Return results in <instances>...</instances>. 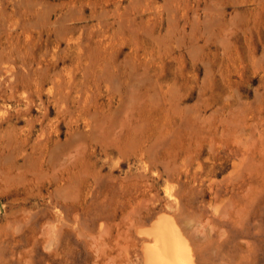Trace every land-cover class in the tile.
Instances as JSON below:
<instances>
[{
	"label": "rangeland",
	"instance_id": "374dc122",
	"mask_svg": "<svg viewBox=\"0 0 264 264\" xmlns=\"http://www.w3.org/2000/svg\"><path fill=\"white\" fill-rule=\"evenodd\" d=\"M163 234L264 264V0H0V264H160Z\"/></svg>",
	"mask_w": 264,
	"mask_h": 264
},
{
	"label": "bare ground",
	"instance_id": "6f19581e",
	"mask_svg": "<svg viewBox=\"0 0 264 264\" xmlns=\"http://www.w3.org/2000/svg\"><path fill=\"white\" fill-rule=\"evenodd\" d=\"M162 232H163V230H162ZM164 233H165V230H164ZM155 237H158V235ZM156 239H158L159 241H161V240L163 241V242L162 241L161 242L164 243L163 244L164 245V251L158 253L157 256H155L153 261H155V263H160V264H168L171 262L174 263L173 261L175 259V254H174V249L171 247V244H170L171 240H169V236L166 234H163V236L160 239H159V237ZM163 245H162V248H163ZM159 248H161V247H159ZM152 256L154 257V255H152Z\"/></svg>",
	"mask_w": 264,
	"mask_h": 264
}]
</instances>
